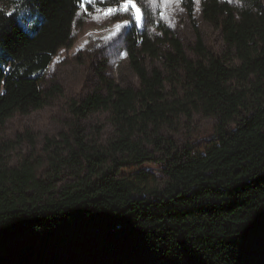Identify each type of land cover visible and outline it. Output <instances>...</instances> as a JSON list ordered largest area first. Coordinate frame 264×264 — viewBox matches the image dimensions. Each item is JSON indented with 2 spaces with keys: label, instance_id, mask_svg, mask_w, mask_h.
<instances>
[{
  "label": "trees",
  "instance_id": "16d2710c",
  "mask_svg": "<svg viewBox=\"0 0 264 264\" xmlns=\"http://www.w3.org/2000/svg\"><path fill=\"white\" fill-rule=\"evenodd\" d=\"M196 2L181 0L191 22ZM122 3L0 0V128L44 108L55 57L95 9ZM145 16L126 38L139 86L101 75L102 91L70 106L79 121L107 113L109 138H66L16 167L0 149V264H264V0H201L223 45L209 50L197 32L190 55ZM196 115L215 120V140L181 150L171 135ZM157 153L162 179L122 174Z\"/></svg>",
  "mask_w": 264,
  "mask_h": 264
},
{
  "label": "rangeland",
  "instance_id": "374dc122",
  "mask_svg": "<svg viewBox=\"0 0 264 264\" xmlns=\"http://www.w3.org/2000/svg\"><path fill=\"white\" fill-rule=\"evenodd\" d=\"M106 0H101L105 2ZM140 22L136 20V11L131 6L124 11L120 6L99 7L89 16L82 32H76L75 43L71 48L61 50L50 66L42 90L45 95L43 109L30 110L27 114H16L4 127L0 128V149H4L6 163L16 167L28 158L35 163L45 161L44 149L54 147L65 148L64 140H73L77 135L88 138L107 139L112 134V126L107 113H99L79 121L71 114L70 106L80 102L88 95L102 91L100 76H105L121 87H138V77L129 67L126 38L135 26L139 32L144 30L146 10L153 18L165 23L182 41L187 54L196 43L197 32L203 38L209 50L221 49L223 42L220 32L202 19L201 0L196 2L195 21L191 22L184 11L181 0L163 4L157 0H143L139 6ZM106 8L118 9L115 13L105 16ZM94 17H99L96 19ZM120 24L117 29L115 26ZM154 34L159 32L153 30ZM157 66L162 69V61L154 64L147 62L148 68ZM58 88L59 90H55ZM215 120L196 115L177 127L171 136L181 150L193 147L198 151L207 148L215 140ZM52 143V146L50 144ZM154 162L146 163L135 169L130 167L122 171L129 175L135 170L148 172L161 178L164 176L165 156L153 154ZM45 170H49L46 166ZM46 172V171H45ZM46 176L42 172V177ZM70 180L62 178L60 185Z\"/></svg>",
  "mask_w": 264,
  "mask_h": 264
},
{
  "label": "snow or ice",
  "instance_id": "6c2138e0",
  "mask_svg": "<svg viewBox=\"0 0 264 264\" xmlns=\"http://www.w3.org/2000/svg\"><path fill=\"white\" fill-rule=\"evenodd\" d=\"M95 2H96V0H81V7L83 8L85 6V4H92ZM156 2H157V0H150V3H152V4H155ZM160 2L166 5L168 3L174 2V0H160ZM176 2H178V0H176ZM129 6H131L133 9H135V11L137 13L135 18H136L137 22L139 23L140 22L139 9L135 8V4H134L133 0H123V4L121 5L122 9L124 11H127ZM97 11H100V9H97ZM116 11H118V9L106 8L103 10L105 16L111 15V14L115 13ZM94 18L99 19V17H94ZM115 27L117 29H119L121 27V25L117 24Z\"/></svg>",
  "mask_w": 264,
  "mask_h": 264
}]
</instances>
